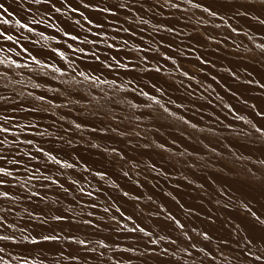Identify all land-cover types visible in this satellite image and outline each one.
<instances>
[{"label":"rangeland","instance_id":"1","mask_svg":"<svg viewBox=\"0 0 264 264\" xmlns=\"http://www.w3.org/2000/svg\"><path fill=\"white\" fill-rule=\"evenodd\" d=\"M0 4L3 264H264V0Z\"/></svg>","mask_w":264,"mask_h":264},{"label":"snow or ice","instance_id":"2","mask_svg":"<svg viewBox=\"0 0 264 264\" xmlns=\"http://www.w3.org/2000/svg\"><path fill=\"white\" fill-rule=\"evenodd\" d=\"M4 8V6H3V4H0V9H3ZM5 11H7L6 9H4ZM58 10V9H57ZM11 37H9V39H10ZM4 131H7V129H3ZM258 131H259V129H257ZM3 171V169H0V172H2ZM4 195H7V193H4ZM0 239H8V237H0ZM43 239H45V240H49V239H55V237H48V236H45V237H43ZM35 242V241H34ZM81 243H83V242H81ZM153 243H155V241H153ZM0 252H3V249H0ZM255 259L256 260H261L262 259V257L261 256H255ZM0 264H3V257H0Z\"/></svg>","mask_w":264,"mask_h":264},{"label":"bare ground","instance_id":"3","mask_svg":"<svg viewBox=\"0 0 264 264\" xmlns=\"http://www.w3.org/2000/svg\"><path fill=\"white\" fill-rule=\"evenodd\" d=\"M24 11V10H23ZM66 19V18H65ZM68 20V19H67ZM240 20V19H239ZM184 21V20H183ZM36 22V21H35ZM68 22V21H67ZM219 37V36H218ZM179 43V42H178ZM22 51V50H21ZM46 51V50H44ZM97 51V50H96ZM12 54V53H11ZM49 56V55H48ZM19 58V57H18ZM184 86V85H183ZM160 87V86H159ZM118 104V103H117ZM90 115V114H89ZM101 137V136H100ZM135 170V169H134ZM161 179V178H160Z\"/></svg>","mask_w":264,"mask_h":264}]
</instances>
